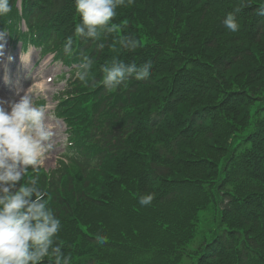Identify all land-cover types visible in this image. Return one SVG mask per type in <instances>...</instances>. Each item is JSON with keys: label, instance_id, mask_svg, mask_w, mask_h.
<instances>
[{"label": "trees", "instance_id": "obj_1", "mask_svg": "<svg viewBox=\"0 0 264 264\" xmlns=\"http://www.w3.org/2000/svg\"><path fill=\"white\" fill-rule=\"evenodd\" d=\"M72 1L22 5L43 19L69 20ZM229 2L243 6L239 14L255 29L240 60L207 53L217 42L208 44L205 33L203 53L171 41L145 0L119 9L116 32L98 40L75 38L74 22L49 20L48 46L60 49L71 37L72 59L92 61L87 80H76L57 111L72 133L69 164L30 173L48 209L75 228L78 259L68 264H264V0ZM123 37L139 47L123 48ZM113 59L152 65L148 78L130 76L118 89L125 122L99 91ZM146 195L154 199L141 205ZM197 232L201 241L192 246Z\"/></svg>", "mask_w": 264, "mask_h": 264}, {"label": "clouds", "instance_id": "obj_2", "mask_svg": "<svg viewBox=\"0 0 264 264\" xmlns=\"http://www.w3.org/2000/svg\"><path fill=\"white\" fill-rule=\"evenodd\" d=\"M125 0H76V11L82 17V23L75 28L76 37L98 40L104 32L114 33L117 28L110 25L116 16V9L124 5ZM129 4L133 0H128ZM243 6L229 13L224 25L231 32H237L239 25L235 13ZM12 11L9 0H0V15ZM264 15V7L258 10ZM3 34H0L2 36ZM119 44L130 51L139 47L135 37H123ZM0 45V55L3 54ZM104 45L100 44L99 48ZM64 51L71 56L72 38L65 43ZM11 59V58H10ZM22 59L23 56H22ZM92 61L87 55L76 66V77L86 81ZM151 63L137 68L136 64H125L113 59L111 64L103 66V84L113 90L124 83L127 77L136 80L149 77ZM8 104L10 111L3 105ZM46 108L34 106L27 92L18 101L0 100V264H41L49 256L56 264H68L60 246L53 247L54 237L60 230L61 222L48 209L44 197L46 193L38 186V178H30L27 184L17 185L28 175V169L38 170L42 159L53 147V131L46 122ZM34 197V199H33ZM154 195L141 197L140 204L148 205ZM103 244V238L98 240Z\"/></svg>", "mask_w": 264, "mask_h": 264}, {"label": "rangeland", "instance_id": "obj_3", "mask_svg": "<svg viewBox=\"0 0 264 264\" xmlns=\"http://www.w3.org/2000/svg\"><path fill=\"white\" fill-rule=\"evenodd\" d=\"M3 41H0V45H2ZM5 43H3L4 45ZM213 44V43H209ZM199 46L196 43L187 44L185 47L186 49L193 53L194 49L199 48V50H204L202 47H196ZM218 49V46H215L213 48L207 49V53H215ZM16 52V51H15ZM37 55L35 54L34 59L32 61L34 62L37 59ZM210 60H214L215 56L209 57ZM7 64V61L2 60L0 62V67L5 66ZM60 64L54 63L49 60V58L46 56L45 58L41 59L39 62L36 60V65L31 69V73H25L22 76L26 79L27 82H30L29 85H27L25 88H21L19 82L13 81L12 78L7 79L3 73L6 71L3 70L2 67V75L0 77V100L5 101V97H8L11 101L16 100L18 101L22 95H24V92H28L32 96L33 104L36 106L37 102L44 99L46 103V116H47V123L51 126L53 131V137L51 140V143L53 145L51 151L46 154V156L42 159L41 166H43L45 169H50L55 166L57 157L63 152L65 148V133H64V126L62 123L58 120H55L52 116L49 115V110L52 107V95L54 91L60 86L59 83L56 81V76L59 74L60 71ZM234 68L229 70L228 73H232ZM226 73V71H225ZM33 75H37V78L33 80ZM47 78L51 79L50 82H46ZM33 80V81H32ZM32 81V82H31ZM24 83V82H23ZM8 111H10V108L8 107V104L3 105ZM202 148L197 150H201ZM191 150L196 151L195 148H191ZM180 170L177 168H174L172 170L173 175H177L176 171Z\"/></svg>", "mask_w": 264, "mask_h": 264}]
</instances>
